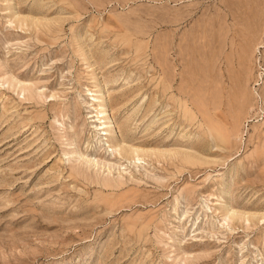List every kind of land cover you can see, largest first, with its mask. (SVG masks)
<instances>
[{"label":"rangeland","instance_id":"374dc122","mask_svg":"<svg viewBox=\"0 0 264 264\" xmlns=\"http://www.w3.org/2000/svg\"><path fill=\"white\" fill-rule=\"evenodd\" d=\"M0 264H264V0H0Z\"/></svg>","mask_w":264,"mask_h":264},{"label":"bare ground","instance_id":"6f19581e","mask_svg":"<svg viewBox=\"0 0 264 264\" xmlns=\"http://www.w3.org/2000/svg\"><path fill=\"white\" fill-rule=\"evenodd\" d=\"M253 51H254V50H253ZM249 55H250V54H249ZM240 68H241V67H240ZM243 72H244V71H243ZM247 73H249V72H247ZM231 74H232V73H231ZM244 74H245V73H244ZM246 77H248L247 74H246ZM246 77H245V80H246V79L249 80V78H246ZM259 77H260V76H259ZM245 83H248V82H245ZM229 121H230V120H229ZM97 122H98V121H97ZM104 123H105V122L100 123L99 126H102V124H104ZM102 127H103V126H102ZM101 131H102V130H101ZM102 134H103V135H106L105 133H102ZM113 153H114V152H113Z\"/></svg>","mask_w":264,"mask_h":264}]
</instances>
